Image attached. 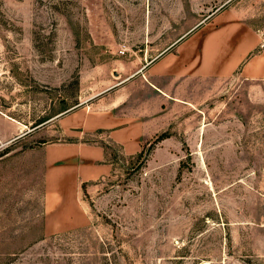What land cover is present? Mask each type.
I'll use <instances>...</instances> for the list:
<instances>
[{
  "label": "rangeland",
  "instance_id": "rangeland-1",
  "mask_svg": "<svg viewBox=\"0 0 264 264\" xmlns=\"http://www.w3.org/2000/svg\"><path fill=\"white\" fill-rule=\"evenodd\" d=\"M220 19L264 41V0H0V264H264V78L149 83ZM113 95L129 151L65 116ZM80 142L112 163L83 185Z\"/></svg>",
  "mask_w": 264,
  "mask_h": 264
},
{
  "label": "crops",
  "instance_id": "crops-1",
  "mask_svg": "<svg viewBox=\"0 0 264 264\" xmlns=\"http://www.w3.org/2000/svg\"><path fill=\"white\" fill-rule=\"evenodd\" d=\"M188 72L194 75H215L226 77L236 70L244 78H264V41L259 33L247 23L240 20H221L217 25L206 26L179 41L176 47L166 52L149 68V83L162 91L166 96L171 93L156 85L154 75L157 71L173 75L185 74V64ZM124 97H104L86 106L71 108L65 116H84L82 127L86 130L104 129L113 141L122 144L129 151L132 136L138 133L135 125L122 126L113 123V116H124L120 109ZM140 116H157L152 111ZM144 128V129H143ZM146 127L139 130L144 133ZM71 155L76 158L72 164L76 176L82 182L98 179L108 174L112 163L105 160L106 150L101 144L73 143ZM79 158V159H78Z\"/></svg>",
  "mask_w": 264,
  "mask_h": 264
},
{
  "label": "trees",
  "instance_id": "trees-1",
  "mask_svg": "<svg viewBox=\"0 0 264 264\" xmlns=\"http://www.w3.org/2000/svg\"><path fill=\"white\" fill-rule=\"evenodd\" d=\"M165 136V132L160 133L159 135H157L156 139H161ZM84 184V182H82V185Z\"/></svg>",
  "mask_w": 264,
  "mask_h": 264
}]
</instances>
